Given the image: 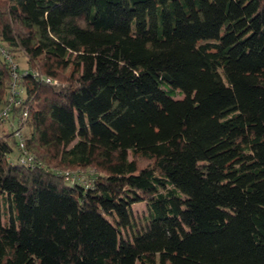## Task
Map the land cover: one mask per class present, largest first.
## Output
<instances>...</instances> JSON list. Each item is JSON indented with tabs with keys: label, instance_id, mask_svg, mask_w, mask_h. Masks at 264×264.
<instances>
[{
	"label": "trees",
	"instance_id": "16d2710c",
	"mask_svg": "<svg viewBox=\"0 0 264 264\" xmlns=\"http://www.w3.org/2000/svg\"><path fill=\"white\" fill-rule=\"evenodd\" d=\"M14 81L0 264H264V0H0Z\"/></svg>",
	"mask_w": 264,
	"mask_h": 264
},
{
	"label": "built area",
	"instance_id": "2783aa9c",
	"mask_svg": "<svg viewBox=\"0 0 264 264\" xmlns=\"http://www.w3.org/2000/svg\"><path fill=\"white\" fill-rule=\"evenodd\" d=\"M1 53H2V51H1ZM44 81L46 83H53L50 79H44ZM19 90L20 89H18V85L14 81V83L11 85V88H10V94L8 96V104L5 107H3L2 109H0V126L5 125L9 121V112H10L9 106L10 105L11 106L12 105L13 106L19 105V103L21 101L20 99H18ZM26 117H27V113L23 112L21 120H24ZM13 135H14V137L17 140L18 148L21 151H23V153L27 156V153L25 151L24 133H23L22 129L17 127V126L14 127ZM21 161H22L23 164H25V163L30 162L31 158L27 156L25 159H21ZM64 179H65V181L70 182V183H72L73 181L77 180V179H75V176L70 175L68 173L65 174ZM83 184L86 187L89 186V182L88 181L84 182Z\"/></svg>",
	"mask_w": 264,
	"mask_h": 264
},
{
	"label": "rangeland",
	"instance_id": "374dc122",
	"mask_svg": "<svg viewBox=\"0 0 264 264\" xmlns=\"http://www.w3.org/2000/svg\"><path fill=\"white\" fill-rule=\"evenodd\" d=\"M16 60L17 62L20 64L18 65L19 69H25L26 66H25V60L22 56H16ZM21 89V88H19ZM181 98V97H179ZM6 132H9V128L7 125H3L0 127V133H6ZM15 154V152H14ZM13 159V158H12ZM132 212L135 216V218H137L138 221L142 220L141 218L146 214V206L144 203H138V204H135L132 206Z\"/></svg>",
	"mask_w": 264,
	"mask_h": 264
}]
</instances>
